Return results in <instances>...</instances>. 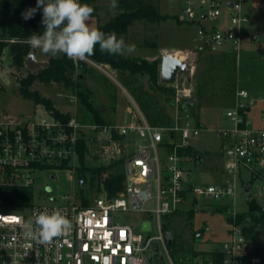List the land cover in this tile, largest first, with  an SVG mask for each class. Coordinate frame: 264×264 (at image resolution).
Masks as SVG:
<instances>
[{
	"label": "built area",
	"instance_id": "obj_1",
	"mask_svg": "<svg viewBox=\"0 0 264 264\" xmlns=\"http://www.w3.org/2000/svg\"><path fill=\"white\" fill-rule=\"evenodd\" d=\"M168 1L176 4L182 21L199 24L196 51L230 50L240 58L251 22L244 4L250 0ZM1 41L16 40L0 35ZM86 61L95 63L89 58ZM97 66L106 71L102 64ZM175 88L176 110L171 123L165 125H153L137 104L130 111L131 118L121 123L83 122L78 117L77 95L72 96L76 109L67 121L47 109L46 114L24 118L0 113V264H149L147 253L151 258L159 255L153 248L154 240L162 243L170 264H177L170 256L163 216L179 210L189 194L196 202L208 200L206 204L211 206V201L235 195L236 179L243 168L264 178V108L260 116L262 126L256 127L250 116L254 104L264 103V95L257 97L246 89H238L227 112L232 127L222 132L229 139L224 147L225 170L235 178L194 186L184 166L190 156L181 150L191 147L192 140L201 132L186 103L194 97L195 89L192 84ZM87 132L93 133L92 141L101 143V153H112L122 159L125 181L114 194L110 195L101 182L99 194L89 193L86 196L90 201L85 203L86 196L76 189L59 197L53 195V188L48 185L46 190L51 195L48 202H38L33 197L28 206L9 208L1 204L3 188L34 189L44 172L52 173L56 180V171H70L78 182V143L83 135L88 138ZM151 204L154 206L150 207ZM53 209L62 210L71 222L65 235L47 243L24 236L22 225L32 219L34 211ZM118 212H147L152 218L140 220L136 228L132 223H120L116 218ZM237 213L233 211L229 217L232 220L228 221L229 236L223 244L196 253L190 264L249 263L253 240L245 231L249 224L239 223ZM153 219L159 234L150 236ZM146 221L150 222L148 230L144 229Z\"/></svg>",
	"mask_w": 264,
	"mask_h": 264
},
{
	"label": "rangeland",
	"instance_id": "obj_2",
	"mask_svg": "<svg viewBox=\"0 0 264 264\" xmlns=\"http://www.w3.org/2000/svg\"><path fill=\"white\" fill-rule=\"evenodd\" d=\"M131 1V0H129ZM143 3H154L159 6L160 11L166 15V19L159 23L147 20H137L129 25L128 32L124 36L125 44L135 45L137 54L144 57L149 54H158L161 59L167 53H175L184 61L188 62L189 70L185 73L179 72L175 85L180 87L185 84L194 86V101L196 105L191 108L195 124L201 127L200 134L192 140V148L195 153L188 154L190 159L185 161L184 166L190 173V183L192 185H203L208 183L219 184L229 179L235 178L233 173L225 170L224 147L229 142L228 137L222 136L223 130L232 127V121L227 112L232 106L231 102L236 96L238 89H246L254 96L264 95V0H250L244 4V10L249 15L251 22L247 27V37L245 38L240 58L235 55L236 63L227 56L226 50L203 49L196 51V36L199 28L198 23L182 21L178 16L179 9L175 3L168 0H139ZM112 0H96L98 7L96 15L89 18V26L95 17L97 26L106 23L114 15L122 10V0H116L117 7L110 8ZM180 20H179V19ZM255 37L257 39L255 40ZM137 48V49H136ZM39 60L48 61L51 55L43 54L40 49L33 48ZM62 55L58 54L57 56ZM97 65L100 63L96 62ZM94 63V64H95ZM89 63L86 67L74 71L73 79H76L80 72L84 73L82 85L89 89L94 104L101 109L102 117L113 123H121L128 115L127 110L137 108L142 110L132 88L124 83L118 73L111 66L99 68L96 64ZM236 69V92L231 93L227 86L230 77L229 69ZM32 71L27 66L18 69L12 64L9 56L8 46L4 47L0 57V113H9L16 118H24L29 115H40L45 113V106L36 104L31 98L25 97L19 90V80L26 77ZM138 82L146 89L150 88V79L147 74H139ZM161 82V80H160ZM162 83V82H161ZM163 84V83H162ZM175 85L168 84V88L175 93ZM204 88L203 99H197L199 87ZM31 89L37 90L42 96L51 99L56 108L63 113H72V96L76 93L72 89L57 82L44 83L37 81ZM164 106L168 108L170 115L176 110V106L170 102L168 96L159 91L155 92ZM264 105L258 102L253 105V124L261 123L259 119V109ZM129 107V108H128ZM79 109V105H78ZM143 111V110H142ZM82 112L79 110L78 116ZM90 118V119H89ZM88 120H93L88 113ZM255 120V121H254ZM89 122V121H88ZM88 152L85 161L88 166L111 165L112 171L121 170L124 172V165H116L120 161L118 156L100 152L101 143L92 141L93 133L87 132ZM117 155V154H116ZM201 157V159H198ZM122 160V159H121ZM50 172L39 175L34 188L35 199L38 202H48L50 192L46 190L48 185L53 188V195L61 196L76 189L81 190V186L70 171H56L57 179L51 177ZM87 190L90 188L91 174L88 173ZM246 185H251L249 195L264 207V178H258L248 169H242L236 179V194L225 200L194 201L192 195L180 205L179 210L173 214L165 215L162 218L163 226H168L175 235V249L170 251V256L177 264H190L196 253H204L214 248L220 247L229 236L227 217L233 211L248 212L249 198L244 189ZM99 191L89 190V193L98 195ZM210 202V201H209ZM154 205L151 204L150 207ZM192 214V217L189 216ZM117 220L120 223H132L139 228V221L151 219V214L147 212H118ZM251 224V220L246 221ZM210 227V230H206ZM164 232H167L164 229ZM198 233L203 237L198 239ZM150 236L159 234L158 225L153 219V228L148 233ZM153 248L158 252V256L149 258V264H170V257L166 249L159 240L153 241Z\"/></svg>",
	"mask_w": 264,
	"mask_h": 264
},
{
	"label": "trees",
	"instance_id": "obj_3",
	"mask_svg": "<svg viewBox=\"0 0 264 264\" xmlns=\"http://www.w3.org/2000/svg\"><path fill=\"white\" fill-rule=\"evenodd\" d=\"M82 4H88L94 9L91 16L96 15L97 6L96 0H79ZM122 10L114 15L106 23H100L96 26L99 30L107 33L115 32L118 38H123L128 32L129 25L137 20H147L153 23H159L166 19V15L160 11L158 5L148 2L143 3L139 0H122ZM36 7V0H0V35L3 39H15V42L1 41L0 42V57L2 55L4 47L8 46L9 56L12 64L21 69L25 65L26 57L32 53L33 48L26 42L27 38L32 34H40L44 31V26L41 23L42 20V8L38 9L35 17L28 21L21 18V13L28 8ZM179 19V18H178ZM180 20V19H179ZM227 56L232 60V64L235 65V53L230 50H226ZM88 58L98 63H109L113 66L118 76L124 81V83L132 88L136 95V100L139 102L147 119L153 125H165L172 121V115H170L168 108L160 103L157 94L159 91L168 96L170 102L173 103L174 91L168 88V84H162L160 82L161 73V59L156 58L150 60L143 57H132L125 55H111L107 52L100 50L97 45L93 55ZM49 65L36 71H30L26 77H22L19 80V90L21 93L35 101L36 104L45 106V108L54 114L57 118L67 121L71 118L72 113H63L55 107L53 101L45 96H42L37 90L31 89V86L37 82L52 83L57 82L75 91L79 100V110L81 109L82 115L79 119L88 123H112L102 117V111L99 109L93 101L88 88L82 85V78L84 73L80 72L76 79H73V73L76 69H80L83 66L89 64L88 61L74 62L67 58L64 54L59 56H51L49 58ZM230 77L227 88L231 93L236 92V69L230 68ZM139 74H147L150 79V88L146 89L139 84ZM2 89L0 83V90ZM236 94V93H235ZM204 88L201 86L197 91V99H203ZM235 101V95L232 99V104ZM193 108L196 105L194 97L191 98V103H187ZM231 104V105H232ZM88 113L92 115L93 120H88ZM90 119V118H89ZM88 139L83 135L78 143L79 152V166L77 170L78 184L81 186L79 180L84 179L85 186H81V190L78 192L82 196L89 194V190L95 189L101 190V182H104L107 192L112 195L116 192L117 187H122L125 181V173L121 170L112 171L111 165H99L95 167L88 166L85 157L88 152ZM183 153L192 154L195 153L192 146L181 150ZM66 165V163L64 164ZM116 165H122V160L118 161ZM108 172V176L104 174ZM90 178V188L87 190L88 176ZM2 199L1 204L5 207L13 208L15 206H28L34 197V189L31 187H5L1 190ZM85 197V203L90 200ZM249 211L238 212L236 214L239 223H246L247 220H251L252 223L245 226L246 233L253 240V248L250 252V258L248 264H264V247L261 245L258 238L257 228L260 226L264 230V208L261 204L255 201L253 198H249ZM175 213V212H174ZM173 214V213H172ZM192 217V214H189ZM231 217V216H229ZM164 229L169 230L168 226ZM174 235V232H172ZM175 235L174 245L170 248L174 251L175 247Z\"/></svg>",
	"mask_w": 264,
	"mask_h": 264
},
{
	"label": "clouds",
	"instance_id": "obj_4",
	"mask_svg": "<svg viewBox=\"0 0 264 264\" xmlns=\"http://www.w3.org/2000/svg\"><path fill=\"white\" fill-rule=\"evenodd\" d=\"M117 6L116 0H112L110 8L114 10ZM41 8L44 31L30 35L27 43L43 54L57 56L62 53L74 62H80L93 55L97 45L111 55L135 51V45L125 44L115 32L106 34L90 27L88 21L94 9L88 4L79 0H36V7L23 11L21 18L25 21L33 19ZM70 228V220L60 209L34 211L32 219L22 225L24 236L39 243L65 235Z\"/></svg>",
	"mask_w": 264,
	"mask_h": 264
},
{
	"label": "water",
	"instance_id": "obj_5",
	"mask_svg": "<svg viewBox=\"0 0 264 264\" xmlns=\"http://www.w3.org/2000/svg\"><path fill=\"white\" fill-rule=\"evenodd\" d=\"M256 39H257V37H255V40ZM49 64H50L49 61L39 60L37 58L36 54L33 52L30 53L25 59V65L27 66L28 69H30L32 71L39 70L43 67L48 66ZM188 70H189V65H188L187 61H184L181 57H179L175 53H167L162 57L160 80L164 84H173V83H175L179 72L185 73ZM186 103H191V99H187ZM198 159H201V157H198ZM79 182H80L82 187L85 186L84 179H80ZM250 188H251V185H246L245 189H244L248 198H252L249 195ZM47 189L51 190L50 187H48ZM210 209L214 210L215 207H210ZM227 220L229 222L232 221L229 218V216L227 217ZM144 229H147V230L150 229V222L149 221H146L144 223ZM257 233H258V238L260 240V243L264 247V230L260 226H258V228H257ZM166 236H167V241H168L169 247L173 248L174 235H173L172 231H167ZM197 238L198 239L202 238V234L198 233Z\"/></svg>",
	"mask_w": 264,
	"mask_h": 264
},
{
	"label": "crops",
	"instance_id": "obj_6",
	"mask_svg": "<svg viewBox=\"0 0 264 264\" xmlns=\"http://www.w3.org/2000/svg\"><path fill=\"white\" fill-rule=\"evenodd\" d=\"M93 19H94V21L90 24L91 26L90 27H94V28H96V25H95V23H96V20H95V17H92ZM137 49V48H136ZM34 53V52H33ZM36 54V53H35ZM123 55H125V56H132V57H141V56H139V55H137V54H128L127 52H125V54H123ZM37 56V55H36ZM158 54H149V55H146V56H144L143 58H148V59H150V60H153V59H156V58H158ZM180 57V56H179ZM38 58V57H37ZM39 59V58H38ZM90 59V58H89ZM92 60V59H91ZM92 61H94V60H92ZM95 62V61H94ZM100 64H102V67L103 66H111L109 63H100ZM112 67V66H111ZM104 68V67H103ZM113 69H115L114 67H112ZM116 70V69H115ZM40 105V104H39ZM79 105V104H78ZM129 108V107H128ZM263 108H264V105L259 109V119H260V116H261V111L263 110ZM75 109H76V106L75 105H73V110L71 111L72 113L75 111ZM130 111L131 110H127V112H126V115H128V118H126L125 120H127V119H130L131 118V113H130ZM252 112H253V110H252ZM252 112L250 113V116L252 115ZM173 115H174V113H173ZM172 115V116H173ZM251 118H252V116H251ZM253 119H254V117H253ZM252 119V120H253ZM124 120V121H125ZM255 121V120H254ZM261 121V120H260ZM263 124H262V122L258 125L257 123H255V126L256 127H260V126H262ZM213 207V206H212ZM264 208V207H263Z\"/></svg>",
	"mask_w": 264,
	"mask_h": 264
}]
</instances>
